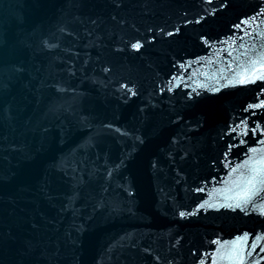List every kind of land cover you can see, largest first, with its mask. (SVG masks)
<instances>
[{"label":"water","instance_id":"95a60500","mask_svg":"<svg viewBox=\"0 0 264 264\" xmlns=\"http://www.w3.org/2000/svg\"><path fill=\"white\" fill-rule=\"evenodd\" d=\"M0 264H264V0H0Z\"/></svg>","mask_w":264,"mask_h":264},{"label":"snow or ice","instance_id":"6c2138e0","mask_svg":"<svg viewBox=\"0 0 264 264\" xmlns=\"http://www.w3.org/2000/svg\"><path fill=\"white\" fill-rule=\"evenodd\" d=\"M137 47H139V45H136Z\"/></svg>","mask_w":264,"mask_h":264}]
</instances>
